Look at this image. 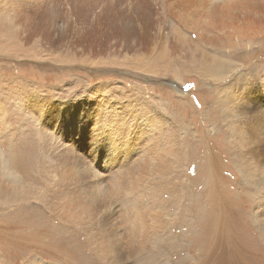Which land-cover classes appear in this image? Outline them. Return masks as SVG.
I'll return each instance as SVG.
<instances>
[{"label":"rangeland","instance_id":"rangeland-1","mask_svg":"<svg viewBox=\"0 0 264 264\" xmlns=\"http://www.w3.org/2000/svg\"><path fill=\"white\" fill-rule=\"evenodd\" d=\"M233 1L0 0V264H264V141L240 142L253 101H235L252 89L264 103V36L234 50L232 39L207 40L218 35L215 8ZM256 4L264 11V0L230 11ZM219 56L237 69L214 79L201 64ZM114 130L127 141L126 171L156 133L159 164L133 172V190H109L112 209L109 196L94 211L95 183L110 188L114 172L98 144ZM137 206L146 225L130 221ZM132 231L135 244L145 235L140 246L110 244Z\"/></svg>","mask_w":264,"mask_h":264},{"label":"bare ground","instance_id":"bare-ground-1","mask_svg":"<svg viewBox=\"0 0 264 264\" xmlns=\"http://www.w3.org/2000/svg\"><path fill=\"white\" fill-rule=\"evenodd\" d=\"M22 1V0H21ZM24 1V0H23ZM120 1V0H119ZM249 1H253V0H249ZM241 0H235L232 2V4L234 6H240ZM26 3V2H25ZM32 4L34 5H40L38 1H34L32 2ZM232 4H228L226 6H228L227 8L229 9H217L215 8V12L213 13V16H212V23L214 22V19L216 20V25L212 26V29L213 31L212 32H216L218 35L217 36H208L207 37V40H208V43L209 45H212V44H217L219 43L220 41L222 40H229L231 41L232 39V49L231 50H234L236 48H240L244 45V42H246V40H254V39H257L258 36H264V11L262 9V7L258 4H256V6H252V11L250 12V14H247V13H243V12H236V14L232 13L230 10L231 9H234V6ZM117 5V4H116ZM231 5V6H229ZM112 6V4H111ZM41 7V6H40ZM113 7V6H112ZM16 8V7H15ZM45 10H48L49 11L51 10V8H49L46 4V6L44 7ZM43 8V9H44ZM94 8V7H93ZM99 8V7H97ZM42 9V8H41ZM92 9V8H91ZM147 9V8H146ZM213 11V10H212ZM15 17L18 15V11H15ZM45 12V11H44ZM47 12V11H46ZM89 12V11H88ZM29 13V12H28ZM27 13V14H28ZM49 13V12H47ZM82 13V12H81ZM91 13V12H90ZM97 13V12H96ZM33 14V13H32ZM84 14V13H82ZM105 14V13H104ZM247 16H246V15ZM86 15V13H85ZM96 15V14H95ZM101 15V13H100ZM103 15V14H102ZM101 15V16H102ZM35 16V15H34ZM43 16V15H42ZM84 16V15H83ZM90 16V15H89ZM93 16V15H92ZM97 16V15H96ZM100 16V17H101ZM106 16V15H105ZM14 17V18H15ZM36 17V18H35ZM34 18H30L29 23L31 22H41L43 19H46L47 18V15L43 17H39V15H36ZM86 17V16H85ZM98 17V16H97ZM96 17V18H97ZM104 17V15L102 16ZM12 18V17H11ZM87 18V17H86ZM92 18V17H91ZM100 19V18H99ZM227 19V20H225ZM27 20V19H26ZM55 20V17L54 19ZM89 20V17L88 19ZM47 21V20H46ZM108 21V20H107ZM231 21V22H230ZM51 22V21H50ZM93 21H91L92 23ZM95 22V21H94ZM99 23V22H98ZM96 24V23H95ZM248 24V29H243L245 27V25ZM48 27V26H47ZM23 28V27H22ZM49 28V27H48ZM122 28V27H121ZM124 29V28H122ZM127 29V27H126ZM47 30V29H46ZM127 31V30H126ZM136 31V30H135ZM38 32V31H37ZM131 32V30H130ZM134 32V31H133ZM48 32H43L42 35H43V38L44 40H48L50 41V38L48 37ZM143 32H137V33H127L129 36H131V38H134L135 40H139L141 39V34ZM126 34V32H125ZM147 34V33H146ZM144 35V33H143ZM96 36V35H95ZM138 36V37H136ZM148 36V34H147ZM230 37V38H228ZM235 37H238V40L239 42L237 43L236 40H234ZM147 38V37H146ZM97 39V38H96ZM130 41V40H129ZM132 41V40H131ZM144 41V40H142ZM48 43V42H47ZM139 43V42H138ZM46 44V43H45ZM135 44V42H134ZM140 44V43H139ZM136 46V45H135ZM137 47V46H136ZM230 54V53H229ZM231 55V54H230ZM224 57V56H223ZM259 64V63H258ZM201 65L205 66L203 67L204 71H206L210 77L214 78V79H219L221 76L224 77L226 75H228L229 73H234L237 69V63H233L232 61L228 62V60H222L221 56L215 58L213 61H205L203 62ZM232 67H234V69H232ZM184 70V69H183ZM230 71V72H229ZM241 81H237L236 83H234V85H231L228 87V88H231L230 90H233L235 87H238V83H242L243 84V77L239 78ZM237 85V86H236ZM233 87V88H232ZM179 88V93H183V89L181 87H177ZM226 88V87H225ZM99 90V89H98ZM229 90V91H230ZM261 91V90H260ZM97 92V91H96ZM249 95H247V97L245 98V94L243 96H241L240 98L239 97H236L235 101L238 102L236 104H238V106H241V107H246V106H249L250 103L253 101V108L248 110L247 112H244L243 113V121H247L245 122V127H243L241 130H239V136H240V142L242 143V137L244 135H249L248 133H251L252 135L250 136L249 138V141L250 142H253L254 140H258L262 137V141H264V109L263 111H261V106L262 104L264 105V103H262L261 105H259L257 103V101L254 100L253 98V91L252 89L249 90ZM238 95V94H237ZM263 95H264V91H263ZM235 96H233L232 98H234ZM122 108V107H121ZM124 108V106H123ZM126 108V107H125ZM128 110V109H127ZM127 112V111H126ZM34 113V112H33ZM32 115V114H31ZM117 115V114H116ZM33 116V115H32ZM114 117V116H113ZM120 118V117H119ZM121 120V119H119ZM114 121V120H113ZM250 121V122H248ZM118 122V121H117ZM243 122V123H244ZM41 124V123H40ZM152 125V123H149ZM121 125V124H120ZM123 125V124H122ZM252 125V127H251ZM53 123H49L48 124V130H49V133L46 134L47 136V139L48 140H54L55 143H56V140H55V129L53 128ZM154 126V124H153ZM113 127V126H112ZM115 128V127H114ZM113 128V129H114ZM250 128V129H249ZM41 129L43 130L42 128V124H41ZM104 129V128H103ZM105 130V129H104ZM112 130V129H111ZM158 130V129H157ZM81 132V131H79ZM94 132V131H93ZM112 132V131H111ZM113 132L115 133H108L109 134V137L107 138V141L106 142H99L98 146L101 147V150L104 151V155L106 156V150H111V157H101L100 159H103V162L105 164H108L110 165V167L113 166L114 168V172L112 174V176L109 178L111 181H112V186L109 188L108 185H106L104 182L102 181H97L95 183V186H94V189L95 191L94 192H91L90 190V198L88 201H90V207L92 208V206L94 207V205H96L97 203H100L99 202V199L101 201H106L108 199V197L110 196V200L108 202V204H111L112 200H111V194L109 193V190H112V191H120L121 189L124 191L126 189H134L136 187V183L139 182L140 183V178L139 177H134L133 176V172L135 173H138L139 175H141L143 173V171L145 169H154L155 167L158 166L159 162L156 160V154H154L153 152V149H152V145L153 143L156 142V139L159 140L157 138V133L154 134V136H149L147 138V141L148 143H145L146 145L142 146L141 147L143 148V153H141V151L137 152V153H141L140 157H137V159L135 160L134 162V166L131 168V171L128 169L127 171L125 170L126 168L123 166V163L122 162H126L128 160V155H127V152L125 153L126 156L123 157V146H127V141H124L123 142V145H121V143L118 141V139H115V138H112L114 136H116V130H114ZM155 132V131H154ZM162 132V130H161ZM91 133V132H90ZM97 133V132H96ZM145 133V132H144ZM151 133V132H150ZM124 133H122L123 135ZM261 134V136H260ZM92 136V135H91ZM148 136V135H147ZM146 137V136H145ZM143 137V138H145ZM259 137V138H258ZM252 138V139H251ZM59 140V139H58ZM83 140V139H82ZM81 140V141H82ZM85 141V139H84ZM57 145H59V143L57 142ZM134 145V144H133ZM138 146V145H137ZM139 147V148H141ZM251 147L252 145H250L248 147V150L246 151V155H250L252 154L251 156H254L253 153L251 152ZM60 148L62 150H65V151H72V147H69V144L68 143H62ZM131 148V147H130ZM138 149V147H137ZM126 150V149H125ZM136 151V150H135ZM115 153H119L118 156L119 158H113L112 156L116 155ZM136 153V154H137ZM134 154V153H133ZM121 157V159H120ZM136 158V156H135ZM82 160H80L81 162ZM130 161V160H129ZM98 162V161H97ZM65 163V162H64ZM132 164V162H131ZM66 165V164H65ZM91 165H88V167L86 168V172L91 174L93 178H96L97 174L95 172H92L93 171V167ZM72 172V171H71ZM65 174V177L67 178L66 180L69 179V177L71 178L72 177V174H70V172H64ZM120 174H122L123 176H125L127 179H124L123 177L119 176ZM116 177V178H115ZM75 179V178H73ZM72 179V181H73ZM75 182V181H74ZM94 184V183H93ZM92 185V184H91ZM89 188V187H87ZM85 190V189H84ZM87 190V189H86ZM89 190V189H88ZM93 191V190H92ZM94 194L96 197L92 196ZM71 195V194H70ZM85 195V194H84ZM89 195V194H87ZM86 195V196H87ZM73 197L75 196H72L71 198L73 199ZM67 198V197H66ZM78 198V197H77ZM79 199V198H78ZM65 200H63V203H64ZM87 201V200H85ZM68 202L71 203L72 201H69L68 199ZM83 202V201H82ZM79 203H80V200H79ZM84 204V203H83ZM87 204V202H86ZM70 205V204H68ZM67 205V206H68ZM78 205V204H77ZM89 206V204H87ZM99 205V204H98ZM63 206V205H62ZM82 206V205H80ZM79 206V207H80ZM87 206V207H88ZM112 204L109 205V207L112 209ZM108 207V206H107ZM134 209H135V205L133 206ZM89 208V209H91ZM70 209V208H69ZM81 211H82V207L80 208ZM95 207L92 209L94 210ZM68 210V209H67ZM72 211H74V209H70ZM98 210V208H97ZM79 211V212H81ZM84 211V209H83ZM88 211V210H87ZM95 211V210H94ZM136 213H131V217H130V221L132 223H137V224H143L145 222V225L147 223V213L146 212H141V213H138L139 211V208L137 206L136 208ZM68 212V211H67ZM78 212V211H77ZM81 214V213H80ZM84 214V213H82ZM81 214V215H82ZM94 214V213H93ZM85 215V214H84ZM76 216V215H75ZM111 217H114V216H111L110 214L108 215V221L109 219H111ZM129 217V216H128ZM115 223V222H114ZM144 226H141L143 227L144 229H146V227ZM111 226V225H110ZM114 225H112L110 228L109 226H107L106 229L109 228V231L114 229L113 228ZM118 231H119V228H118ZM113 232V231H112ZM111 232V233H112ZM105 233V232H104ZM108 233V232H107ZM138 233L141 235V239L140 241H138L136 244L133 240V237L132 235L134 234V231H132L131 233H127L123 235H120L119 232H118V235L119 236H122L123 238H119L118 240H116V238L113 240V241H110V244L112 246H121V247H124L126 245H129V246H135V247H138L140 246L143 241L145 240V235L143 233H141L140 231H138ZM117 234V232L115 233ZM110 235V234H109ZM107 235V236H109ZM110 236H113V235H110ZM107 242V241H106ZM106 244V243H105ZM126 244V245H124Z\"/></svg>","mask_w":264,"mask_h":264}]
</instances>
